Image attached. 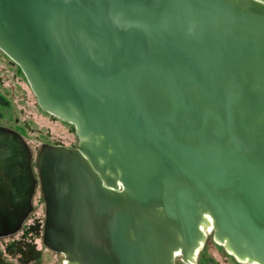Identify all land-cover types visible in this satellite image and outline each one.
Wrapping results in <instances>:
<instances>
[{"label":"water","instance_id":"1","mask_svg":"<svg viewBox=\"0 0 264 264\" xmlns=\"http://www.w3.org/2000/svg\"><path fill=\"white\" fill-rule=\"evenodd\" d=\"M0 51L77 138L0 126V239L39 183L67 264H264V0H0Z\"/></svg>","mask_w":264,"mask_h":264},{"label":"rangeland","instance_id":"2","mask_svg":"<svg viewBox=\"0 0 264 264\" xmlns=\"http://www.w3.org/2000/svg\"><path fill=\"white\" fill-rule=\"evenodd\" d=\"M0 126L17 132L32 154V169L37 178L36 158L43 144L77 145L74 127L41 110L30 87L15 63L0 51ZM32 212L15 235L0 239V264H64V257L42 243L44 201L37 183ZM174 264H185L176 257ZM190 264H248L239 262L218 244L212 233L206 236Z\"/></svg>","mask_w":264,"mask_h":264},{"label":"bare ground","instance_id":"3","mask_svg":"<svg viewBox=\"0 0 264 264\" xmlns=\"http://www.w3.org/2000/svg\"><path fill=\"white\" fill-rule=\"evenodd\" d=\"M202 230H203V232L206 234V236H208L210 233H212V230H211V228L209 227V226H203V228H202ZM229 254H231V253H229ZM232 255V254H231ZM176 257H178V256H176ZM239 261V260H238ZM194 262V261H193ZM239 262H242V261H239ZM242 263H244V262H242ZM64 264H67V262L66 261H64Z\"/></svg>","mask_w":264,"mask_h":264},{"label":"flooded vegetation","instance_id":"4","mask_svg":"<svg viewBox=\"0 0 264 264\" xmlns=\"http://www.w3.org/2000/svg\"><path fill=\"white\" fill-rule=\"evenodd\" d=\"M59 121H61V120H59ZM61 122H63V123H65L66 125H70V124H68V123H66V122H64V121H61ZM70 126H72V125H70ZM43 145H45V144H43ZM47 145V144H46ZM49 145V144H48ZM51 146H64V145H62V144H60V145H51ZM42 147V146H41ZM64 147H66L67 148V146H64Z\"/></svg>","mask_w":264,"mask_h":264}]
</instances>
